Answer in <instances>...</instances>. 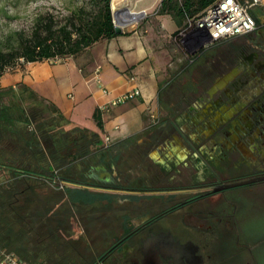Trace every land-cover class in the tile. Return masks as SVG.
Segmentation results:
<instances>
[{
    "label": "flooded vegetation",
    "instance_id": "1",
    "mask_svg": "<svg viewBox=\"0 0 264 264\" xmlns=\"http://www.w3.org/2000/svg\"><path fill=\"white\" fill-rule=\"evenodd\" d=\"M185 79L166 95L176 118H163L145 148L115 157V183L95 185L117 195L107 207L122 209L101 255L110 264H216L219 241L242 240L225 191L264 175V25L237 49L213 46Z\"/></svg>",
    "mask_w": 264,
    "mask_h": 264
},
{
    "label": "crops",
    "instance_id": "2",
    "mask_svg": "<svg viewBox=\"0 0 264 264\" xmlns=\"http://www.w3.org/2000/svg\"><path fill=\"white\" fill-rule=\"evenodd\" d=\"M161 1L124 0L117 8L146 9L148 18L118 36L99 40L77 55L59 61L27 62L0 78V91L9 87L18 89L22 84L28 86L56 106L57 111L50 110L47 116L62 115L68 121V128L80 127L99 141L98 144L93 142L92 152L87 155L67 156L61 168L67 176L93 185L78 186L59 183L58 179L48 180L49 186L62 190L59 200L52 202L58 215L32 217L27 231L21 226L18 230L23 234L18 235L15 231L13 238L3 229V245L32 263L110 264L102 259L103 250L88 252L83 248L90 240L83 217L76 215L70 219L67 214L72 205L82 208V201H72L71 194L75 192L88 191L107 202L114 200L117 195L97 189L95 185L115 183L118 175L114 169L115 157L125 151L136 153L145 148L148 132L160 127L164 121L151 119V112L171 110L169 103L165 102L168 92L170 95L174 93L171 89L173 82L167 80V70L176 61L172 62L177 50L171 43V34L180 26L173 16L159 14ZM252 13L264 25V0L263 5L252 9ZM246 36L226 39L214 46L227 51L237 49ZM208 53L205 49L198 59L205 58ZM135 87L141 89L142 95L111 106L109 110H100L101 105ZM7 101L5 97L0 98V109L8 104ZM38 141L36 144L42 151L44 147ZM101 151L108 156L106 160L98 161L96 154ZM51 164L54 166L50 159ZM35 182L39 183L32 179V183ZM93 215L91 221L99 217ZM73 229L74 234L71 233Z\"/></svg>",
    "mask_w": 264,
    "mask_h": 264
},
{
    "label": "trees",
    "instance_id": "3",
    "mask_svg": "<svg viewBox=\"0 0 264 264\" xmlns=\"http://www.w3.org/2000/svg\"><path fill=\"white\" fill-rule=\"evenodd\" d=\"M216 1L162 0L158 12L173 16L181 30ZM112 2L70 1L67 13L44 11L35 17L29 31L22 29L6 35L0 41V78L27 62L74 56L101 39L118 36ZM1 97L9 101L0 109V174L9 180L4 191L18 192L20 185L31 184L32 179L46 184L58 179L64 184L93 185L67 176L61 168L67 156L77 158L91 153L93 142L99 143L95 135L80 127L68 128L62 115L47 116L48 111H57L56 106L24 84L18 89H2ZM98 120L101 123L99 117ZM36 140L44 147L42 151ZM96 156L102 161L108 155L101 151ZM50 159L54 166L50 165ZM58 213L57 210L54 217Z\"/></svg>",
    "mask_w": 264,
    "mask_h": 264
},
{
    "label": "rangeland",
    "instance_id": "4",
    "mask_svg": "<svg viewBox=\"0 0 264 264\" xmlns=\"http://www.w3.org/2000/svg\"><path fill=\"white\" fill-rule=\"evenodd\" d=\"M70 1L75 4L81 3V0H0V41L6 35L16 33L22 29L29 31L35 17L44 11L67 13ZM123 1L113 0L112 6L117 8ZM196 30L193 22L171 34V43L175 45L177 52L172 62L176 61L168 66L167 80L173 82L171 89L175 94L177 86L185 83V77L190 76L195 71L196 62L200 60L198 58L205 49L207 52L212 53L213 46L217 44L203 45L197 38ZM7 102L9 103V101ZM165 102L168 103L167 96H165ZM153 114H155V117H153ZM178 114L179 112L174 111L173 115L170 116L168 111L160 109L158 112H151L150 115H152L151 119L163 121L162 119L165 117L174 119ZM160 130L162 129L158 131ZM133 173V180L136 179L140 184L146 185V178L145 181L142 178L140 181L139 171L137 173L134 170ZM5 178L6 175L0 174V225L3 226L0 229L2 233L6 230L13 238L16 232L18 235L23 234V231L18 230L21 226L25 232L27 231L32 217H52L57 213L53 210L52 202L53 200L54 202L59 200L62 190L57 191L49 186L50 184L35 182L20 185L18 192H15V190L7 192L4 190L7 189L5 187H9V180ZM133 180L124 182L133 184ZM15 193L20 195L16 196ZM225 196L229 200H234L238 206L243 237L240 243H236V245L234 241L229 239L219 241L215 245V251L218 255V260L216 257L214 258L215 263L264 264V181L228 188L225 191ZM71 197L73 202H83L81 209L72 205L67 214L70 219L76 215L83 217L84 229H87V234L90 236L88 244L83 245V248L88 249V252L93 250L101 252L112 242L113 235L116 232L115 228L120 222L122 209L114 210L110 206L107 207V200L101 199L88 191L72 193ZM123 198L124 196H121L119 200ZM143 201H146V199L143 198ZM143 204L142 206H146L145 202ZM61 209L63 210V208ZM105 211H107V214L104 213ZM92 213L99 217L91 221V219H94L91 218L94 217ZM49 223L52 225L50 220ZM74 232L73 229L71 233L74 234Z\"/></svg>",
    "mask_w": 264,
    "mask_h": 264
},
{
    "label": "built area",
    "instance_id": "5",
    "mask_svg": "<svg viewBox=\"0 0 264 264\" xmlns=\"http://www.w3.org/2000/svg\"><path fill=\"white\" fill-rule=\"evenodd\" d=\"M260 5H263V0H217L194 21L199 42L205 46H211L226 39L250 34L258 26V21L253 15L252 9ZM128 13L137 14L138 17L128 20ZM148 16L149 12L146 9L133 11L129 7L117 9L113 7L114 25L115 27H121L124 32L140 24ZM61 59L55 58L53 60L59 61ZM99 71L100 67L96 69V73L98 74ZM140 95H142L141 89L135 87L101 105L100 110H109L111 106L125 103ZM153 117H155V114H153ZM61 186L63 187V185ZM0 264H44V262L32 263L6 248L2 243V232L0 231Z\"/></svg>",
    "mask_w": 264,
    "mask_h": 264
},
{
    "label": "water",
    "instance_id": "6",
    "mask_svg": "<svg viewBox=\"0 0 264 264\" xmlns=\"http://www.w3.org/2000/svg\"><path fill=\"white\" fill-rule=\"evenodd\" d=\"M116 31L118 34H122L124 33V30L121 27H115ZM257 181H264V175L258 176V177H254V178H249V179H245L243 181L240 182H234V183H228L226 185V188H231V187H235V186H239V185H245V184H250V183H254Z\"/></svg>",
    "mask_w": 264,
    "mask_h": 264
},
{
    "label": "bare ground",
    "instance_id": "7",
    "mask_svg": "<svg viewBox=\"0 0 264 264\" xmlns=\"http://www.w3.org/2000/svg\"><path fill=\"white\" fill-rule=\"evenodd\" d=\"M131 10H133V8ZM133 11H135V10H133ZM133 13L132 14L131 13H128V16L126 15L128 17V20H132V19H135L136 17H138L137 14H133Z\"/></svg>",
    "mask_w": 264,
    "mask_h": 264
}]
</instances>
